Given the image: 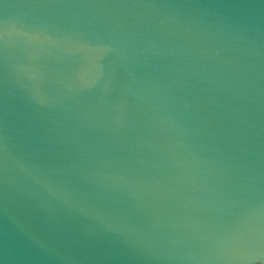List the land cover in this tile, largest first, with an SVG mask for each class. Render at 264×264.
Masks as SVG:
<instances>
[{
  "label": "water",
  "instance_id": "95a60500",
  "mask_svg": "<svg viewBox=\"0 0 264 264\" xmlns=\"http://www.w3.org/2000/svg\"><path fill=\"white\" fill-rule=\"evenodd\" d=\"M0 264H264V0H0Z\"/></svg>",
  "mask_w": 264,
  "mask_h": 264
}]
</instances>
